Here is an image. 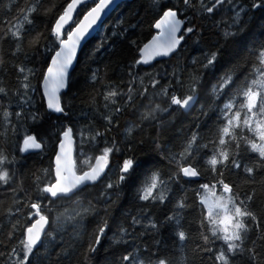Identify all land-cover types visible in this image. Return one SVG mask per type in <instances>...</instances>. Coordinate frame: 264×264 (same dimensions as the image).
I'll return each instance as SVG.
<instances>
[{
  "label": "snow or ice",
  "instance_id": "6c2138e0",
  "mask_svg": "<svg viewBox=\"0 0 264 264\" xmlns=\"http://www.w3.org/2000/svg\"><path fill=\"white\" fill-rule=\"evenodd\" d=\"M49 7L50 0H32L30 6H25L23 0H13L5 10L15 22L0 21L4 25L0 31V187L18 191L26 173L17 166L31 158L29 145L41 148L45 136L53 141L54 171L52 180L42 182L34 170H28L34 188L23 189L24 196L16 198L18 207L10 210L15 223L9 225L0 249V264H39V253L46 243L64 248L60 230L78 215L69 209L81 198L87 200L93 186L104 188L97 200L104 198L107 215V207L113 203L108 190L119 198L137 173L142 178L153 171L157 172L156 178L136 194L135 199L143 201L137 205V214L129 212L115 225V252L97 264H176L169 249L184 252V264H205V253L211 254L207 258L211 264H264V210H255L256 193L253 190L241 198L234 191L235 185L225 182L228 172L237 177L245 174L251 183L264 185V179L257 180L258 176L264 177V40L257 48L252 38L254 31L264 36V0H145L144 7L153 16L150 27L159 35L143 49L137 48L139 58L133 57L124 65L128 87L121 90L114 84L105 86L103 100L96 104L91 103L96 98L90 95L89 110L81 109L80 116L74 110L72 95L74 62L102 16L119 5L116 0H70L54 23L46 25L43 18ZM70 22L71 27L65 30ZM39 37L46 42L38 43ZM189 42L211 45L212 51L202 65L204 70L214 68L226 56L232 58L229 65L244 62L246 68L255 70L235 79L228 77L215 86L216 91L228 89L222 107L217 109L216 121L206 133L197 124L196 131L182 137L183 143L177 149L171 143H162L168 130L165 126L190 114L200 102L203 73L197 72L199 80L191 77L187 92L180 95L176 89L185 85L176 73L159 72L155 66V74L149 77L152 94L143 87L133 95V85L137 79L143 84L141 72L145 70L137 71L141 64L148 65L156 57L177 60ZM148 49L151 54L145 58ZM90 83L93 88L103 83L99 70L92 72ZM125 118L126 134L118 141L113 133L120 131ZM28 127L36 135L17 133L18 128ZM149 128L154 131L145 140ZM37 136L42 137L39 143ZM73 144L83 165L79 169L72 162ZM137 152H144L147 158L137 161ZM110 157L118 162L112 167ZM157 157L174 165L175 171L159 170ZM114 171L115 183L111 179ZM193 183L200 205L199 225L192 229L199 237L195 242L188 230L195 221L187 219L190 205L185 199V186ZM200 190L211 195L201 194ZM25 208L29 209L23 217L27 222L20 229L17 225ZM163 227L171 229L170 243L158 247L159 255L135 242L144 235L157 236ZM107 230L105 220L79 253L80 264L97 260ZM18 231L20 235L14 240ZM217 241L221 243L217 245ZM257 241L262 242L259 247ZM8 242H12L11 248ZM54 255L59 264L62 255L70 262L76 253Z\"/></svg>",
  "mask_w": 264,
  "mask_h": 264
},
{
  "label": "trees",
  "instance_id": "16d2710c",
  "mask_svg": "<svg viewBox=\"0 0 264 264\" xmlns=\"http://www.w3.org/2000/svg\"><path fill=\"white\" fill-rule=\"evenodd\" d=\"M12 2L13 0H0V21L7 19L12 23L15 22V18L9 17L5 10L6 5ZM68 2H70V0H50L49 12L47 16L43 18L45 24H53L54 19L57 18V14L62 12ZM23 4L25 6H30L32 0H23ZM144 5L145 0H129L121 4L101 27L98 34L84 47L80 54L77 67L72 74V95L75 97L74 110L77 116H80L81 109L85 111L89 110L90 95L96 98L91 101L92 104L102 102V93L105 90V86L114 84L121 90H125L128 87V81L124 75V65L126 63H131L133 57L139 58L137 48L141 49L156 34L155 29L150 27V22L153 20V16ZM227 22L231 23L232 21L228 20ZM3 27L4 25L0 24V31H3ZM121 29L124 31L122 32ZM113 33H116V35H113ZM252 38L253 42L257 45V48L259 43L264 40V36L258 31L253 32ZM248 39L249 37H245L246 41ZM133 41L135 42L134 44H132ZM37 42L42 45L46 41L43 37H39ZM96 48H99V51H94ZM211 51V45L208 43L198 45L189 42L188 46L185 47L184 51L181 53L179 59L163 60L150 67H143L140 65L137 69V71L144 69L147 74L141 72V75L144 77L143 84L137 79L136 83L133 85V95L136 94L137 89L143 87H148L150 94L154 92L150 87L149 79L151 75L155 74L153 72V66H155V69L159 72H175L177 77L182 80L185 87L177 88V95L187 92V86L192 83L191 77H196V79L199 80L197 72L203 73L204 79L202 81L201 89L199 90L200 102L192 109L190 114L181 115L177 117L173 123L165 126L168 130L163 134L162 143H171L179 149L180 145L183 143L182 137H187L191 132L196 131L197 124H199L200 131L206 133L207 129L213 125L214 121H216L218 117L217 109L222 107L228 91L227 87L216 91L215 86L223 83L228 77L235 79L244 75L245 72L255 70L254 67L251 69L246 68L244 62L229 65V61L232 59L230 56L221 58L215 64L214 68L204 70L202 65L206 63ZM96 70L100 71V74L103 77V83L100 84L99 87L93 88L90 81L92 79V72ZM33 83L38 84V81H33ZM157 89H159V85H157ZM159 94L160 92L157 91L156 95ZM201 111L206 114L201 115ZM126 122H128V118L121 120L120 131L118 133H113L118 141L121 135L126 134L124 132V124ZM33 127L39 129V125ZM153 131L154 129H147L144 133V139H150ZM26 132H31L33 135H36V132L33 131L32 127H28L27 129H17V133L20 136H23ZM0 135H2V133H0ZM133 135H135V132ZM41 139L42 137L37 136L39 142ZM43 140L44 144H42V151L31 154V158L26 163L21 161V165L17 166L19 171L26 173L22 185H18V191L13 192L11 187L7 190L0 187V249L3 248V242L8 234L9 225L15 223V218H10L9 213L10 210H14L18 207L16 204V198L18 196H24L23 189L31 190L34 188L31 173L28 170H34L36 174L40 176L42 182H48L53 179V141L47 136L43 137ZM2 145L3 141H0V146ZM210 147L211 146L209 145V148ZM207 150L208 149H205V151ZM78 151L79 150L76 146L77 169L83 167L78 159ZM5 154H7L6 149ZM135 158L137 161L142 162L147 157L144 152H137L135 153ZM17 159H19V156ZM157 159H160L159 170L163 172L175 171L174 165H170L167 160L159 157H157ZM117 163L118 162L113 157L109 158L110 167ZM119 163H122V161H119ZM156 176V171L146 174L142 178L140 177V174L137 173V176L133 177L131 182L125 185L123 194L120 195L119 198H117L113 190H108L112 193L113 203L107 207V215H105L104 198L101 197L97 200V196L104 190V188L102 185L100 187L93 186V189L87 193V200L81 198L69 209V212L78 215H76L75 220L69 221L60 230L64 248L61 249L59 245L54 246L46 243L45 249L40 250L39 264H57L54 253H76V255L71 256L70 262L69 260L64 259L62 255L59 264H80L82 256L79 253L83 252L84 247H86L87 243L93 238V232L98 231V228L105 220L107 221L108 230L105 233V237L101 238L97 260L92 261L91 264H97L98 260H102L106 256L111 257L115 252V248L112 247L113 234L116 232L115 225L124 221L127 213L131 212L133 215L137 214V205L143 203V201L136 200V194L138 191L147 189L148 185L153 182V179L156 178ZM111 179L113 183L116 182L115 171L111 174ZM261 179H264V177H257V180ZM202 182L207 181L202 180ZM225 182L233 183L235 185L234 191H238L241 198H243L244 193H249L254 190L256 193L254 197L255 210L258 213L264 210V185L260 183H251L245 174H241L237 177L228 172L225 173ZM185 187L188 188V191L185 194V199L190 205L187 209V219L195 221L188 230L191 232L192 241L195 242L199 237L197 233L192 231V229L199 225V198L192 190L196 187L194 183L191 187L188 185ZM209 188L211 189V183H209ZM200 191L201 194H208L205 193L204 190ZM215 191L216 194L219 195V186H217ZM28 211L29 209L25 208L20 214L22 218L19 225H17L18 228L22 229L23 225L27 222L23 217ZM159 216L161 218L163 217L162 210L159 213ZM170 233L171 229L169 227H163L157 236L153 237L152 235H144L139 237L135 242L159 255L160 252L158 251V247L170 243ZM208 234L210 235V233ZM19 235L20 232L18 231L13 239L16 240ZM57 239L59 240L60 237L58 236ZM220 243V241H217V245ZM261 243V241H257V247H259ZM12 246V242H8V247L11 248ZM123 247H127V245H124ZM169 251L173 252L176 264H184V252H181L179 249H169ZM210 255V253L204 254L205 264H211V261L207 259Z\"/></svg>",
  "mask_w": 264,
  "mask_h": 264
},
{
  "label": "water",
  "instance_id": "95a60500",
  "mask_svg": "<svg viewBox=\"0 0 264 264\" xmlns=\"http://www.w3.org/2000/svg\"><path fill=\"white\" fill-rule=\"evenodd\" d=\"M126 1H129V0H116V4H118V5L120 6L121 4H123V3L126 2ZM116 10H117V8H115V9H114L112 12H110L107 16H102V20H101V22H99V26H96V27H95V31H92V32H91V35H90L89 37H87V43H88L90 40H92V39L98 34V32L100 31L101 27L105 24V22L108 20V18H109V17H110V16H111ZM77 11H79V9H77ZM75 18H76V14L74 13V15H73V19H75ZM68 27H71V22L69 23V25H66L65 30H67ZM155 32H156V34H155L153 37L159 35V33H158V31H157L156 29H155ZM153 37H152V38H151L146 44H151V43H152V39H153ZM87 43L84 45V47L87 45ZM146 44H145V45H146ZM84 47L82 48V50L78 51L77 62H74V68H75V69H76V67H77V64H78V60H79L80 54H81V52L83 51ZM143 48H144V46H143L141 49H143ZM150 54H151V49H148V50H146V51L144 52V57H145V58H149V57H150ZM169 59H171V58H170V57H156L154 60H151V62H150L148 65H143V64H141V65H142L143 67H150V66L154 65V64L157 63V62H160V61H163V60H169ZM74 71H75V70H74ZM37 142L39 143L38 140H37ZM71 147H72V153H71L72 162L76 164V144H73ZM42 149H43V146H41V148H35V147H33L31 144L29 145V152H30L31 154L39 153V152L42 151ZM62 163H63V162H62ZM76 167H77V165H76ZM43 238H44V237H42V241H43ZM37 247L39 248L40 245H38Z\"/></svg>",
  "mask_w": 264,
  "mask_h": 264
},
{
  "label": "rangeland",
  "instance_id": "374dc122",
  "mask_svg": "<svg viewBox=\"0 0 264 264\" xmlns=\"http://www.w3.org/2000/svg\"><path fill=\"white\" fill-rule=\"evenodd\" d=\"M207 195H209V196H210V195H211V194H210V192H208V194H207Z\"/></svg>",
  "mask_w": 264,
  "mask_h": 264
}]
</instances>
